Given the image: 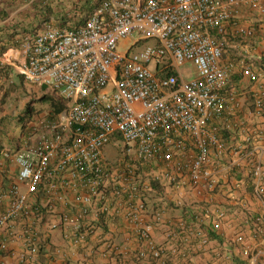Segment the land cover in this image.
<instances>
[{
	"label": "built area",
	"instance_id": "built-area-1",
	"mask_svg": "<svg viewBox=\"0 0 264 264\" xmlns=\"http://www.w3.org/2000/svg\"><path fill=\"white\" fill-rule=\"evenodd\" d=\"M93 1L81 24L48 20L19 40L17 71L66 106L4 153L15 168L0 192V252L31 264L54 232L88 247L99 228L123 218L141 242L136 257L155 259L161 247L150 231L163 225L164 211L147 213L148 194L166 186L209 202L196 222L210 219L218 234L231 228L248 256L242 199L249 188L264 200V64L224 59L235 36L250 35L234 23L236 0ZM251 1L264 13V0ZM121 41L130 43L125 52ZM187 63L194 74L181 71ZM224 114L236 126L217 124ZM110 143L114 161L103 154ZM232 205L237 219L225 209ZM195 234L196 252H205L208 230Z\"/></svg>",
	"mask_w": 264,
	"mask_h": 264
},
{
	"label": "crops",
	"instance_id": "crops-1",
	"mask_svg": "<svg viewBox=\"0 0 264 264\" xmlns=\"http://www.w3.org/2000/svg\"><path fill=\"white\" fill-rule=\"evenodd\" d=\"M63 1L64 3L57 7L54 0H0V51L3 50L0 54V67L4 66L1 64H5L17 69L22 58L19 40L26 31L38 28L40 22L35 25V20H40L39 13L44 4L49 3L53 8L57 7V11L67 14L69 20L65 25L60 24L67 27L74 23L72 14L90 12L89 9L94 4L93 0ZM232 9L235 15L234 22L249 28L251 35L231 41L224 59L235 61L240 56H249L255 63L264 64V14L258 12L251 0H236ZM74 25H78V22ZM230 30L232 27H227V31ZM170 191L173 190L164 186V189L158 188L157 193L148 194L147 213L150 215L156 209L164 211L163 225L153 227L150 231L152 242L161 247L159 256L155 259L149 254L145 258L136 257L138 244L141 242L135 237L130 225L120 218L108 221L99 228L96 231L97 238L92 237L88 247L71 246L63 240L59 231L54 232L51 236L50 248L42 250L31 264H120L123 261L129 264H232L230 260L225 261L219 255L238 256L237 249L240 245L233 240V230L223 225L220 231L222 241H210L205 252H196L194 245L199 236L195 232L209 230L211 221L209 219L199 223L196 219L204 209H207L205 206H209V202H201L184 190L167 193ZM242 201L251 213H264V201L249 194H246ZM172 224L175 226L172 227ZM244 227L246 228L244 244L257 252L252 264H264V228L256 234ZM172 231H176L175 237ZM10 247L15 250L20 249L18 243H11ZM57 250H60V253ZM0 264L18 263L10 255L0 253Z\"/></svg>",
	"mask_w": 264,
	"mask_h": 264
},
{
	"label": "trees",
	"instance_id": "trees-1",
	"mask_svg": "<svg viewBox=\"0 0 264 264\" xmlns=\"http://www.w3.org/2000/svg\"><path fill=\"white\" fill-rule=\"evenodd\" d=\"M54 1L56 2L57 7H58V5L61 6L62 3H64L63 0H54ZM57 7L53 8V6H51L49 3L46 5L44 4V6L41 7V10H40L41 12L39 13L40 25L38 26V28L42 25L43 22L51 20V19L55 20L59 24H64V25L66 24V22L69 20L68 15L65 13H62L60 11H57L56 10ZM93 7H94V4L91 6V8L89 10L91 11L93 9ZM87 13L88 12H85V13H82V12L78 13L77 12V13L72 14L71 17L74 18V23L78 22V25H79L82 23V21L84 20V18L87 15ZM260 14L263 15L264 13H260ZM74 23L72 25H68V26L73 28L76 26V25H74ZM38 28H33V30H30V31H35ZM244 28H246V27H244ZM246 29H247V31H249V33L251 35V31L249 30V28H246ZM30 31L28 30L25 33L27 34ZM233 31L234 30L232 28V30H230V32L232 33ZM244 35L245 34H239V35L235 36V38H244ZM138 44H140V43H138ZM2 51H0V54L2 53ZM1 65H4V66L0 67V86L4 82L7 83V87L4 88V93L6 95L7 92L11 93L12 91H14V87H19L21 85V80L24 79V77L21 73H19L17 71V73L15 74V81L10 80V78H11V71L10 70H12V67L5 65V64H1ZM42 88H44V87H42ZM38 103L45 106L43 108L44 112H45V116H43V117L41 115L37 114L39 112L38 109L35 110V108H33V106L31 105V103L27 102L26 105L23 107V109L16 116L14 115L15 117L13 119H10V117L8 118V116H3L0 118V192H2V191L4 192V191H6V189L8 190L10 183H11L10 177H12V175H13L12 170L14 167V163L9 161L8 158H6L4 156V153H8L9 155H11L17 149V147H18V145H19V143L23 137H25V136L27 137L30 134H32L33 136H36V133H38V131H39L40 125L44 121L55 120L57 118L58 114L60 112H62V110L66 106V104L62 98L55 97L52 95H41ZM35 104H37V102ZM243 112L244 111H242L241 113H243ZM241 113H240V115H241ZM11 120H13L12 126L10 125ZM223 121H226L227 123H230V124L234 123V125L236 122L235 120L233 121L232 115L226 116L224 114L223 118L221 120L216 121V123L218 124V123L223 122ZM243 126H244V124H243ZM11 127L12 128L13 127L19 128L18 134H14L13 132H9L10 129L12 130ZM235 128H237V127H235ZM236 131H238V130H236ZM222 134H223L222 135L223 138L226 141H228L230 139L231 132L229 130H223ZM254 221H256V219L255 218L253 219L252 215L249 218H247V222H248L249 226L251 227L252 230L255 231L256 226L254 224ZM260 225L263 226L264 221H262V223H260ZM209 240L210 241H216V242L222 241L220 235L214 231H211V229H209ZM49 248H50V246L43 247V248H41L40 252L42 250H48ZM237 250L239 252L240 248ZM54 252H56V251H54ZM0 253L4 254V252H0ZM232 264H247V258H242V256H240V254L238 253L237 257L233 256Z\"/></svg>",
	"mask_w": 264,
	"mask_h": 264
},
{
	"label": "rangeland",
	"instance_id": "rangeland-1",
	"mask_svg": "<svg viewBox=\"0 0 264 264\" xmlns=\"http://www.w3.org/2000/svg\"><path fill=\"white\" fill-rule=\"evenodd\" d=\"M40 20H35V25ZM153 40H146L142 43V45L146 44H152ZM129 44H124L122 41L119 43L118 51L119 52H125V50L128 48ZM12 66L11 71V78L10 80L15 81V74L17 73V69ZM181 71L186 74L188 71H190V74H194V66L191 63H187L185 66L181 68ZM7 87V83L4 82L0 86V118L3 116H8L10 119H13L26 105L27 102H30L33 108L38 109L39 112L38 115H41L42 117L45 116L44 112V105H41L39 102V98L41 95H52L55 97H59L54 93L52 90L45 89L39 86H36L32 83H29L28 81L22 79L21 85L19 87H14V91L7 92L5 95L4 88ZM37 102V104H35ZM41 108V109H40ZM15 115V116H14ZM6 118V117H5ZM7 118V119H8ZM6 119V120H7ZM13 120L10 121V125L12 126ZM12 128V127H11ZM19 128H12L9 132H13L14 134H18ZM103 154L109 161H114L117 156V146L113 143H110L106 145L103 149ZM248 193V192H247ZM228 211L234 210V208H228L226 207Z\"/></svg>",
	"mask_w": 264,
	"mask_h": 264
},
{
	"label": "clouds",
	"instance_id": "clouds-1",
	"mask_svg": "<svg viewBox=\"0 0 264 264\" xmlns=\"http://www.w3.org/2000/svg\"><path fill=\"white\" fill-rule=\"evenodd\" d=\"M248 192V193H247ZM245 194H249L251 197H252V195H251V190L248 188L247 190H246V193ZM262 201H264V200H262ZM225 207H227V206H225ZM228 208H234V210H231V211H228L226 208V210L230 213H232V212H235L236 213V215H235V218L237 219V217H238V213H240V211H241V209L239 208V206H237V205H232V206H228ZM245 211L249 214V216L248 217H246V218H249L251 215L253 216V219L254 218H256L257 216H261L262 217V221H264V213H260V212H257L256 214L255 213H251V211H249L246 207H245ZM245 218V220H243L241 223H240V227L243 229V232H245V230H246V228L244 227V226H246L247 227V229L248 230H250L251 232H253L254 230H252L251 229V227L249 226V224H248V222H247V219ZM254 224H255V221H254ZM262 226V225H261ZM264 228V225L262 226V229ZM255 231H254V233L256 232V234H258V230H257V227H255ZM208 234H209V230H208ZM220 235V234H219ZM234 240V239H233ZM209 242H210V240H209ZM235 242V241H234ZM236 243V242H235ZM236 244H238V243H236ZM238 245H240V251L238 252L239 254H240V256H242V258H247V263L248 264H252L253 263V260H254V258H255V255H256V250L255 249H253V250H251V248H250V251H249V255L248 256H244V255H242L241 254V248H242V245L241 244H238ZM225 256H227L228 257V260H230V262H232V260H233V256L232 255H230V256H228L227 254L225 255ZM224 258V257H223ZM225 261H227V260H225Z\"/></svg>",
	"mask_w": 264,
	"mask_h": 264
}]
</instances>
